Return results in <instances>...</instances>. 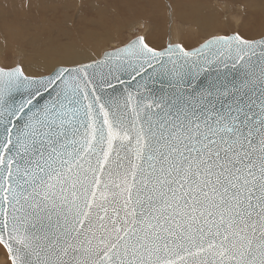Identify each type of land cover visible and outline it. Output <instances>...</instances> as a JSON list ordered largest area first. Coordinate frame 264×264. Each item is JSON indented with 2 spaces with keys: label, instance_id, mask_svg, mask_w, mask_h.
<instances>
[{
  "label": "snow or ice",
  "instance_id": "snow-or-ice-1",
  "mask_svg": "<svg viewBox=\"0 0 264 264\" xmlns=\"http://www.w3.org/2000/svg\"><path fill=\"white\" fill-rule=\"evenodd\" d=\"M145 2L77 0L60 38ZM31 43L0 46L5 264H264V30L196 46L136 34L41 73Z\"/></svg>",
  "mask_w": 264,
  "mask_h": 264
},
{
  "label": "rangeland",
  "instance_id": "rangeland-1",
  "mask_svg": "<svg viewBox=\"0 0 264 264\" xmlns=\"http://www.w3.org/2000/svg\"><path fill=\"white\" fill-rule=\"evenodd\" d=\"M60 2L61 0H0V4H9L7 10L0 7V46L7 41L12 50L17 45L32 42L26 56L30 65L27 71L46 72L53 63L61 61L54 60L44 66L45 41L56 37V32L66 26L64 19L72 16L76 10L77 0H63L71 6L67 12L53 6ZM203 2L207 7L203 11L193 12L183 6V0H146L145 6L124 15L101 33L82 39L73 38L70 44L59 35L58 41L77 52L76 57L69 60L87 61L89 57L97 58L105 50L120 46L136 34H144L146 41L152 46H164L170 40L184 41L186 46H196L210 34L239 30L246 36H258L264 30V0ZM28 4L31 7H27ZM105 12L107 13V9ZM4 254V250L0 248V257Z\"/></svg>",
  "mask_w": 264,
  "mask_h": 264
},
{
  "label": "bare ground",
  "instance_id": "bare-ground-1",
  "mask_svg": "<svg viewBox=\"0 0 264 264\" xmlns=\"http://www.w3.org/2000/svg\"><path fill=\"white\" fill-rule=\"evenodd\" d=\"M39 11V10H38ZM28 17V16H27ZM65 20V19H64ZM256 28V27H254ZM254 28H251L253 30ZM59 31L56 37H50L45 41L44 47V66H47L54 60H69L76 57L77 52L58 41ZM3 255V254H2ZM0 264H5V254L0 257Z\"/></svg>",
  "mask_w": 264,
  "mask_h": 264
},
{
  "label": "water",
  "instance_id": "water-1",
  "mask_svg": "<svg viewBox=\"0 0 264 264\" xmlns=\"http://www.w3.org/2000/svg\"><path fill=\"white\" fill-rule=\"evenodd\" d=\"M207 38H208V37H207ZM205 39H206V38H205ZM201 42H202V41H201ZM112 49H113V48H112ZM109 50H111V49H109ZM105 51H106V50H105ZM105 51H104V52H105ZM104 52H102V54H103ZM102 54H101V55H102ZM101 55H100V56H101ZM100 56H99V57H100ZM97 58H98V57H97Z\"/></svg>",
  "mask_w": 264,
  "mask_h": 264
}]
</instances>
